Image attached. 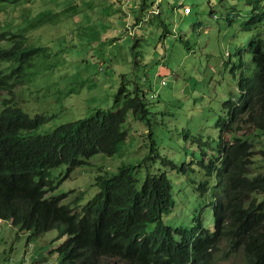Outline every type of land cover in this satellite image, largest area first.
Segmentation results:
<instances>
[{
    "label": "trees",
    "instance_id": "trees-1",
    "mask_svg": "<svg viewBox=\"0 0 264 264\" xmlns=\"http://www.w3.org/2000/svg\"><path fill=\"white\" fill-rule=\"evenodd\" d=\"M253 13L247 27L264 21V9ZM161 15L160 9L151 22L156 21L167 35L169 28ZM40 50L24 36L0 32V93L13 95L24 84ZM248 52L250 64L241 57L238 74L231 69L238 95L231 94L223 102V115L216 120L219 136L215 146L210 138L203 140V135L194 138L199 157L178 166L155 153L156 142L149 131V154L137 164L121 165L116 172L97 177V193L86 204L83 194L70 204H64L69 195L54 194L93 157L119 153L127 139L124 125L129 113L148 121L149 112L138 89L129 91L122 86L115 94L117 110L96 109L92 116L60 125L45 135L35 133L48 124L47 118L31 116L11 98H4L0 110V221L37 238L58 231L59 239L66 241L52 254L59 256L61 264H103L106 260L215 264L234 256H240L243 264H264V165L259 172L251 170L256 157L264 160L261 34L250 42ZM243 53L239 51L240 56ZM223 65L228 68L230 61ZM148 125L151 128L150 122ZM158 160L195 186L201 208L193 226L165 223L163 217L175 208L176 201L168 174L153 172L147 165ZM62 167L66 175L55 183L52 173ZM142 171L144 176L139 177ZM206 210L214 217L213 230L202 219Z\"/></svg>",
    "mask_w": 264,
    "mask_h": 264
},
{
    "label": "rangeland",
    "instance_id": "rangeland-1",
    "mask_svg": "<svg viewBox=\"0 0 264 264\" xmlns=\"http://www.w3.org/2000/svg\"><path fill=\"white\" fill-rule=\"evenodd\" d=\"M134 1L136 5L131 0L127 5L125 0H0V32L24 36L41 49L24 84L13 95L0 93V110L3 99L11 98L29 115L49 120L35 133L45 135L60 125L92 116L96 109L117 110L115 94L125 86L129 91L138 89L149 112L148 121L128 114L124 125L127 139L119 153L93 157L58 188L54 196L69 195L64 204L81 194L86 204L97 193V177L114 173L121 165L137 164L148 155L149 131L156 142L155 153L178 166L199 157L194 138L203 135V140L210 138L215 146L219 136L216 120L223 115V102L231 94L238 95L231 69L238 74L241 57L250 64V42L259 34L264 37V21L246 26L254 10L264 9V0ZM140 5L146 12L162 10L167 35L153 23L143 25L147 26L143 39L126 33L124 23L126 28L131 18H126V11L132 15L131 22H138L134 12ZM142 28H136L137 32ZM240 50L244 52L241 56ZM228 61L226 68L223 63ZM255 161L251 170H263V158L258 156ZM147 165L153 172H166L173 183L176 205L164 215L165 223L193 226L201 208L195 186L186 176L165 168L161 160ZM65 175L62 167L52 173V180L57 183ZM202 219L214 229L209 210ZM65 241L56 230L37 238L2 220L0 264H61L52 252ZM103 264L123 263L106 260ZM215 264L243 263L240 256H234Z\"/></svg>",
    "mask_w": 264,
    "mask_h": 264
},
{
    "label": "built area",
    "instance_id": "built-area-1",
    "mask_svg": "<svg viewBox=\"0 0 264 264\" xmlns=\"http://www.w3.org/2000/svg\"><path fill=\"white\" fill-rule=\"evenodd\" d=\"M129 2H130V0H125L126 5ZM157 3H160V0H158ZM185 8H186L185 13L190 14L191 13L190 8L189 7H185ZM149 10H150L149 12H145V14L142 17H140L138 22H135V21L131 22L132 15H131L130 11H126V18L131 17L130 20L127 21L126 28H125V31L128 35L135 36L137 34L136 28H142L143 25L150 22V20L152 19L153 16L158 15L160 13V9L159 10L149 9ZM129 23L131 24V26H128ZM133 25H134V27H133ZM162 85H165L164 81L162 82Z\"/></svg>",
    "mask_w": 264,
    "mask_h": 264
},
{
    "label": "crops",
    "instance_id": "crops-1",
    "mask_svg": "<svg viewBox=\"0 0 264 264\" xmlns=\"http://www.w3.org/2000/svg\"><path fill=\"white\" fill-rule=\"evenodd\" d=\"M134 0H132L131 1V3H134V5H136V3H135V1L133 2ZM114 2H116V0H114ZM117 3V2H116ZM119 4V3H118ZM138 11H136V12H134V15H135V18L136 19H138V18H140L143 14H145V9H137ZM126 23V22H125ZM125 23H124V29H125ZM154 24V22H151V24ZM156 24V23H155ZM123 29V30H124ZM141 29V28H140ZM116 30H119V29H114V32L116 31ZM142 30H144V31H142ZM142 30H140L139 32H137V34H136V36H137V39H143V38H145V35H146V31H147V26H144L143 28H142ZM113 32V33H114Z\"/></svg>",
    "mask_w": 264,
    "mask_h": 264
}]
</instances>
